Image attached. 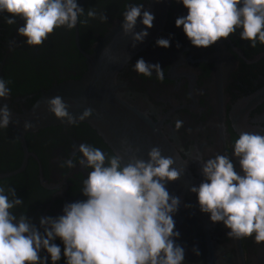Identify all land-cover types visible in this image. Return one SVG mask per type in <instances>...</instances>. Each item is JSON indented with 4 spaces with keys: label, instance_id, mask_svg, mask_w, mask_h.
I'll return each instance as SVG.
<instances>
[{
    "label": "flooded vegetation",
    "instance_id": "af4514ba",
    "mask_svg": "<svg viewBox=\"0 0 264 264\" xmlns=\"http://www.w3.org/2000/svg\"><path fill=\"white\" fill-rule=\"evenodd\" d=\"M77 3L86 12L89 8L105 12L108 22L95 19L72 30L57 28L38 47L28 46L26 38L18 34L23 20L16 18V23L9 25L8 14L0 13V78L10 81L7 86L11 89L0 105L7 104L11 111L20 113L54 85L78 80L87 68L84 54L92 53L109 30L123 23L125 5L143 3L146 11L150 0ZM187 14L182 3L170 0L162 30L121 68L112 94L147 119L152 127L144 126L145 133H158V139L160 135L164 144H171L200 185L205 179L202 163L214 159L217 153L227 155L237 173L243 174L232 153L234 141L241 132L264 130V45L257 43L252 48L237 32L210 48L194 47L175 23ZM160 38L169 39L170 47L157 46ZM141 58L165 70L163 82L157 80L155 72L149 78L133 70ZM177 120L183 121L179 131L175 129ZM82 143L113 154L108 143L86 122L40 128L26 133L23 141L14 128L0 129V186L16 190L23 205L14 210L15 214H26L42 235L41 218H57L64 214L66 204L87 199L82 193L83 181L91 169L78 163ZM69 158L77 166L61 167V162ZM228 231L222 222L214 223V238L229 254V263L264 264V245H257L253 238H228ZM52 242L61 248L57 264H66L63 241L57 237ZM40 256L52 264L46 250L42 249Z\"/></svg>",
    "mask_w": 264,
    "mask_h": 264
},
{
    "label": "clouds",
    "instance_id": "9594fccd",
    "mask_svg": "<svg viewBox=\"0 0 264 264\" xmlns=\"http://www.w3.org/2000/svg\"><path fill=\"white\" fill-rule=\"evenodd\" d=\"M176 2L188 10L186 16L176 19V27L183 28L194 47L210 48L237 32L252 48L257 43L264 45V0ZM85 12L77 0H0V13L8 14L7 24H15L16 18L24 21L18 34L31 47L42 46L57 28L72 30L95 19L108 22L106 13L96 8ZM122 15L121 27L125 35H132L135 48L149 35L146 30L136 31L138 19L142 16L145 28L151 29L155 16L144 10L143 3L126 4ZM156 44L169 48L170 40L160 38ZM133 70L149 78L155 72L160 82L165 79V70L159 64H149L143 58ZM9 83L0 78V100L10 96ZM46 103L50 113L69 125L93 115V109L86 108L78 118L73 116L60 96ZM10 123L9 106L0 105V129H8ZM32 127L25 123L26 131ZM182 127L183 121L177 120L176 131ZM122 143L127 145V141ZM126 150L138 151L130 146ZM79 153V165L91 169L83 181L82 193L87 199L66 204L64 214L57 218H41L43 235L26 214H15L14 210L23 205L16 190L0 186V264H47V257L41 259L42 249L50 255L52 264H57L61 248L52 242L57 237L64 243L66 264H183L185 250L175 243L180 233L175 231L173 219L181 201L166 188L168 182L180 179L173 158L163 156L154 147L147 161L133 155L124 165L118 153L109 156L87 143L80 144ZM232 153L243 174L237 173L227 155L217 153L214 159L202 163L205 179L190 190L197 195L201 212L210 214L213 223L222 222L229 230L228 238H253L257 245H264V135L239 133ZM64 166L71 169L77 165L69 158L61 162Z\"/></svg>",
    "mask_w": 264,
    "mask_h": 264
},
{
    "label": "water",
    "instance_id": "95a60500",
    "mask_svg": "<svg viewBox=\"0 0 264 264\" xmlns=\"http://www.w3.org/2000/svg\"><path fill=\"white\" fill-rule=\"evenodd\" d=\"M170 0H150L146 11L154 16L153 27L146 29L142 23V16L137 21L136 31H148L149 35L143 43H135L132 35H125L122 23L109 30L94 46L92 53H85L87 68L78 80H69L54 85L41 94L38 100L22 112L11 111L10 127L18 131L21 140L28 132L36 131L47 126L67 123L56 118L48 111L46 101L52 97L60 96L69 105L68 111L75 117L86 108L93 109V115L83 121L91 125L108 143L113 154L122 157L126 165L133 155L145 161L149 159L148 153L158 147L165 157L175 161L173 167L180 172V179L168 182L166 188L171 196L181 201L179 210L174 214L175 231L180 233L175 243L185 250L183 264H231L229 254L224 246L214 238V223L210 214L201 212L198 197L191 192V187L199 186L200 181L190 172L186 162L171 144H164L158 133L148 135L146 129L151 128L150 123L135 110L123 105L112 94L115 79L121 68L141 49H143L163 28L166 20ZM38 105L37 107H35ZM34 125L25 130V123ZM254 132V131H253ZM264 135V130L258 134ZM122 141H127V145ZM133 152H128L127 147ZM194 249L200 252L197 256Z\"/></svg>",
    "mask_w": 264,
    "mask_h": 264
}]
</instances>
